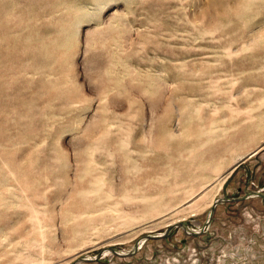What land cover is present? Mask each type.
<instances>
[{
    "label": "rangeland",
    "instance_id": "rangeland-1",
    "mask_svg": "<svg viewBox=\"0 0 264 264\" xmlns=\"http://www.w3.org/2000/svg\"><path fill=\"white\" fill-rule=\"evenodd\" d=\"M251 190L264 0H0V264H264Z\"/></svg>",
    "mask_w": 264,
    "mask_h": 264
},
{
    "label": "water",
    "instance_id": "water-1",
    "mask_svg": "<svg viewBox=\"0 0 264 264\" xmlns=\"http://www.w3.org/2000/svg\"><path fill=\"white\" fill-rule=\"evenodd\" d=\"M238 164V163H237ZM249 195H260L264 198V192L263 191H260V190H251V191H248V192H245L243 195L241 196H238V197H232V198H216L211 206H210V210H209V216H208V219L206 220L205 223H207L210 218H211V215H212V212H213V209L215 207V205L220 202V201H224V200H232V199H241V198H245V197H248ZM175 224H180L181 226L185 227L184 224L182 222H177V223H172V224H169L163 233L161 234H147L146 236L147 237H151V238H158V237H161V236H164L168 233V231L171 229L172 226H174ZM189 232V231H187ZM189 233H197V231H190ZM111 251H113L114 253H117V254H123V253H120V252H117L116 250L114 249H111ZM126 254V253H124ZM100 256V253H97V255L95 257H84V256H80L78 258H76L74 261L71 262V264H77L79 261H85V260H93V259H97V257Z\"/></svg>",
    "mask_w": 264,
    "mask_h": 264
}]
</instances>
